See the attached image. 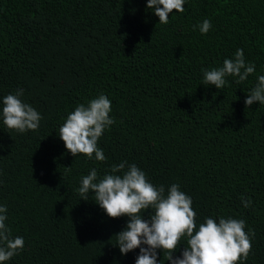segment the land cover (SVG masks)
I'll list each match as a JSON object with an SVG mask.
<instances>
[{
    "label": "trees",
    "instance_id": "1",
    "mask_svg": "<svg viewBox=\"0 0 264 264\" xmlns=\"http://www.w3.org/2000/svg\"><path fill=\"white\" fill-rule=\"evenodd\" d=\"M146 4L0 0V98L22 88L43 117L38 131L23 134L0 118V204L12 236L25 240L6 264H135L138 248L122 255L113 246L129 218H111L78 193L92 168L103 177L121 161L166 191L178 183L197 224L244 219L255 231L244 264H264V104L244 103L264 75V0H186L167 25ZM204 19L212 23L206 35L194 30ZM238 48L255 73L239 85L228 77L224 90L203 85L201 69L222 66ZM100 93L116 121L98 141L108 159L73 157L58 129ZM159 260L170 264L162 252Z\"/></svg>",
    "mask_w": 264,
    "mask_h": 264
},
{
    "label": "clouds",
    "instance_id": "2",
    "mask_svg": "<svg viewBox=\"0 0 264 264\" xmlns=\"http://www.w3.org/2000/svg\"><path fill=\"white\" fill-rule=\"evenodd\" d=\"M185 4L186 0H147L146 8L159 18V24L167 25L169 14H173V10L184 13ZM196 28L206 35L212 23L204 19L194 30ZM201 71L203 85L224 90L228 77L242 84L255 73L256 66L247 62L244 50L238 48L233 57L223 60L222 66ZM247 93L246 108L255 102L264 104V75L257 77L255 86ZM23 96L24 89L18 88L0 98V118L7 129L18 133L38 131L43 117L22 99ZM111 112V100L104 93L78 104L67 114L57 132L66 150L73 157L83 154L89 160L106 162L108 158L98 141L116 122ZM70 172L71 166H65L64 175ZM78 193L84 201L93 196L91 200L111 218H129L124 229L115 234L117 242L113 246H118L122 255L138 248L135 264H160V252L170 264H244L252 252L255 231L251 228L245 231L244 219L221 216L217 221L205 217L204 222L197 224L192 197L182 191L178 183H172L166 191L165 185H154L135 163L113 164L103 177L92 168L81 177ZM241 202L245 208L252 206V200L243 195ZM149 209V219H144V212ZM7 219V205L0 204V264H6L25 248L24 237L12 236ZM182 242L185 247L181 255L174 256Z\"/></svg>",
    "mask_w": 264,
    "mask_h": 264
}]
</instances>
